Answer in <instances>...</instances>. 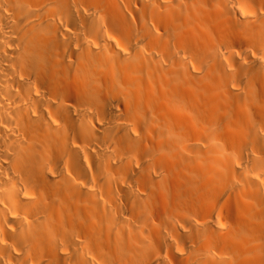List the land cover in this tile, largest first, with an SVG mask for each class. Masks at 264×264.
<instances>
[{
    "label": "bare ground",
    "instance_id": "bare-ground-1",
    "mask_svg": "<svg viewBox=\"0 0 264 264\" xmlns=\"http://www.w3.org/2000/svg\"><path fill=\"white\" fill-rule=\"evenodd\" d=\"M0 264H264V0H0Z\"/></svg>",
    "mask_w": 264,
    "mask_h": 264
},
{
    "label": "rangeland",
    "instance_id": "rangeland-1",
    "mask_svg": "<svg viewBox=\"0 0 264 264\" xmlns=\"http://www.w3.org/2000/svg\"><path fill=\"white\" fill-rule=\"evenodd\" d=\"M235 146L231 145L229 143H222L220 146V150L224 153H230L232 154V152L234 151Z\"/></svg>",
    "mask_w": 264,
    "mask_h": 264
}]
</instances>
